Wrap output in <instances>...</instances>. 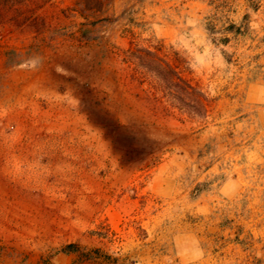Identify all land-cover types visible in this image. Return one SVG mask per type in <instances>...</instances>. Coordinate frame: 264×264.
I'll return each instance as SVG.
<instances>
[{"label": "rangeland", "instance_id": "rangeland-1", "mask_svg": "<svg viewBox=\"0 0 264 264\" xmlns=\"http://www.w3.org/2000/svg\"><path fill=\"white\" fill-rule=\"evenodd\" d=\"M77 1L0 0V264H264V0H106L86 41ZM158 41L207 118L130 59Z\"/></svg>", "mask_w": 264, "mask_h": 264}, {"label": "trees", "instance_id": "trees-1", "mask_svg": "<svg viewBox=\"0 0 264 264\" xmlns=\"http://www.w3.org/2000/svg\"><path fill=\"white\" fill-rule=\"evenodd\" d=\"M9 1V0H8ZM12 2L16 0H10ZM106 0H78L75 10L76 14L82 19L79 26L78 39L86 41L93 39L90 27L96 26V21L90 22L88 13H101L105 10ZM141 1V0H137ZM248 14L243 19L246 20ZM110 18H102L99 21H108ZM98 21V20H97ZM234 22H228L224 26L225 33L240 35L244 29ZM205 29L214 43L220 42L227 44L229 38L224 36L221 39L216 38L217 28L213 21L206 22ZM131 60L136 62L137 66L142 68L147 74L156 81L159 92L163 98L167 99L168 107L173 111L186 115L190 118L205 119L209 113L211 101L200 85L190 77L189 62L183 58L177 51L166 50L162 41L157 44H140L131 42L128 49ZM75 248L74 245L68 246V249Z\"/></svg>", "mask_w": 264, "mask_h": 264}]
</instances>
